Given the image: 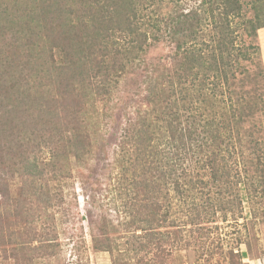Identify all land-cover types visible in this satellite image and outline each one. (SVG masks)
Here are the masks:
<instances>
[{"label": "trees", "instance_id": "16d2710c", "mask_svg": "<svg viewBox=\"0 0 264 264\" xmlns=\"http://www.w3.org/2000/svg\"><path fill=\"white\" fill-rule=\"evenodd\" d=\"M183 1L26 0L21 11L3 9L0 199L19 185L12 218L20 225L3 227L13 214L0 213V264L6 246L14 256L13 237L33 245L29 261L56 255L65 205L56 188L94 153L86 105L108 104L161 42L171 58L149 79L115 159L109 202L122 219L113 224L92 199V249L134 264H175L191 249L205 264L216 255V264H243L236 248L215 246L210 224L217 213L241 218L249 196L264 200V0H200L189 9ZM20 114L33 119L22 132L9 122Z\"/></svg>", "mask_w": 264, "mask_h": 264}, {"label": "rangeland", "instance_id": "374dc122", "mask_svg": "<svg viewBox=\"0 0 264 264\" xmlns=\"http://www.w3.org/2000/svg\"><path fill=\"white\" fill-rule=\"evenodd\" d=\"M200 0H184L182 2L186 9L195 6ZM2 6L0 19H4L9 10H3L5 7H16V9H26V0H0ZM167 11L168 7L162 8ZM8 27V24H7ZM246 42H249L247 39ZM258 44L262 47L264 55V29L258 32ZM171 58V48L166 43H155L148 48L142 56V61L137 62L135 66L129 68L127 75L120 79L119 84L112 93L108 104L88 103L86 105L88 113V122L94 129L92 140L95 141L94 153L86 166L82 167V173L78 174L72 169V178L68 179L62 189L64 193V209L60 212V218L57 220L59 227L58 244L55 249V256L43 254L39 261H29L32 255L30 244H25L27 238L13 237L17 244L14 256L9 253L10 246H6V254L9 258L8 264H134L131 256L111 255L108 252L94 251L92 249L91 232L87 221V212L94 209L92 199L97 204H102L106 210L108 219L113 224L122 219L121 215L116 213L113 205L109 202L112 198L113 177L115 174V159L119 148L122 130L130 118L135 115V110L144 106L145 96L148 95V82L153 77L156 68L160 64L166 65ZM49 77L41 79L35 84L44 85ZM34 83V81H31ZM27 102V101H25ZM22 109H24L22 107ZM4 109L0 107V113ZM21 111V107H20ZM13 117L10 116L9 119ZM32 119L28 114L19 115L10 122V125L16 131L22 132L24 123H30ZM33 121V119H32ZM33 123V122H32ZM1 141V140H0ZM19 189V185H17ZM13 189V197L0 199V213L12 215L16 211L18 204L16 193ZM252 195V194H250ZM244 200L242 217L234 221L229 218L223 221L220 218L211 223L213 233L210 239H213L215 246L221 247L222 251L229 248H236L242 254L241 262L243 264H264V200L257 199L254 196ZM14 214L8 222L3 224L17 227L20 221L14 219ZM218 217V216H217ZM15 225V226H14ZM179 225V224H178ZM242 243L236 245L237 240ZM3 243H6L4 240ZM35 245V244H34ZM175 264H205L204 259L197 258L193 249L177 252L175 254ZM220 259L216 255L211 264H216Z\"/></svg>", "mask_w": 264, "mask_h": 264}]
</instances>
